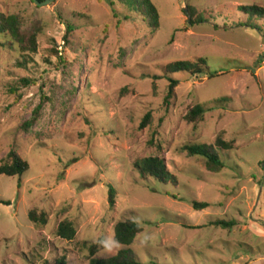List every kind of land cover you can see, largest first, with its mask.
Segmentation results:
<instances>
[{
  "label": "rangeland",
  "instance_id": "rangeland-1",
  "mask_svg": "<svg viewBox=\"0 0 264 264\" xmlns=\"http://www.w3.org/2000/svg\"><path fill=\"white\" fill-rule=\"evenodd\" d=\"M153 1L159 26L107 0H0V12L40 30L36 53L0 45V157L16 150L29 163L22 177L0 175V264L63 255L89 264L92 245L108 258L127 219L143 228L133 244L140 264H264V13L252 18L261 30L238 24L250 17L243 6L264 0ZM200 57L215 76L169 73L181 82L166 100V66ZM197 104L204 117L188 123ZM218 138L232 144L215 148L221 172L183 149ZM149 157L179 184L143 176L136 163ZM33 209L46 212V225L29 220ZM64 220L76 225L73 240L57 235Z\"/></svg>",
  "mask_w": 264,
  "mask_h": 264
},
{
  "label": "trees",
  "instance_id": "trees-1",
  "mask_svg": "<svg viewBox=\"0 0 264 264\" xmlns=\"http://www.w3.org/2000/svg\"><path fill=\"white\" fill-rule=\"evenodd\" d=\"M43 2L45 0H39ZM109 5L113 7L116 2L120 5L127 7L131 12L140 15L143 21L149 22L153 26H159L160 24V12L153 0H107ZM242 10L248 14V18L245 25L255 30H261V27L257 22L253 21L255 18V12L262 15L264 8L253 5L243 6ZM131 14L127 15L130 18ZM204 18H199L195 22H204ZM193 23V21L191 20ZM75 27L70 22L67 23L64 40L68 41ZM39 33L38 27L34 26L32 29H25L23 27L21 18L17 14H9L0 12V45L9 46V48H18L22 54L36 53L39 47ZM3 40V41H1ZM185 72L189 75H203L207 77H214L215 75L211 72L210 67L205 58L200 57L195 60L187 61H176L166 66L164 76L169 81L168 92L166 100H170L175 94V89L180 85V80L168 75L169 73ZM155 79L160 76H155ZM153 89L157 91L156 81L153 82ZM40 106L37 107L34 116L27 122V126H33L39 116ZM205 107L200 104L190 108L186 114V120L188 123H197L201 121L205 114ZM151 114L147 113L141 122L142 128L146 126L150 119ZM231 150L232 144L222 138H218L215 142V146L212 144H187L183 146V149L187 152L189 157L201 156L205 158L206 167L211 172H221L225 167L226 163L215 149ZM137 168L146 178L151 177L155 181L167 185L171 183L175 187L179 184L178 177L174 175L164 163L163 160L158 158L149 157L145 158L140 162L136 163ZM29 169V163L25 160L21 154L16 150H10L6 157H0V175H6L9 177H22L25 172ZM116 189L110 186L109 189V200L110 204L115 203ZM10 204V202L6 203ZM209 206L208 202L193 201V207L196 210H202ZM29 220L37 226L46 225L48 222V216L44 211H38L33 209L28 214ZM215 225L222 226L224 228L233 227L235 221L218 220L214 223ZM143 228L140 223L135 219H127L120 221L115 226V241L121 246L119 251L108 258H99L95 256L97 254V246L92 245L90 248L89 264H140V259L133 249V244ZM77 228L73 221L64 220L57 228V235L67 240H73L76 236ZM55 264H67L66 256L63 255L61 259H57Z\"/></svg>",
  "mask_w": 264,
  "mask_h": 264
},
{
  "label": "water",
  "instance_id": "water-1",
  "mask_svg": "<svg viewBox=\"0 0 264 264\" xmlns=\"http://www.w3.org/2000/svg\"><path fill=\"white\" fill-rule=\"evenodd\" d=\"M37 5H48L52 3L54 0H45L43 2H40L39 0H33Z\"/></svg>",
  "mask_w": 264,
  "mask_h": 264
}]
</instances>
